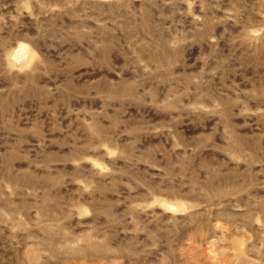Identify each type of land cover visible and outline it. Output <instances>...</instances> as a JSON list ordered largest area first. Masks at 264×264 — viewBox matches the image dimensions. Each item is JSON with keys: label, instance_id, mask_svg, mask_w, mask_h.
Returning <instances> with one entry per match:
<instances>
[{"label": "rangeland", "instance_id": "obj_1", "mask_svg": "<svg viewBox=\"0 0 264 264\" xmlns=\"http://www.w3.org/2000/svg\"><path fill=\"white\" fill-rule=\"evenodd\" d=\"M0 264H264V0H0Z\"/></svg>", "mask_w": 264, "mask_h": 264}, {"label": "clouds", "instance_id": "obj_2", "mask_svg": "<svg viewBox=\"0 0 264 264\" xmlns=\"http://www.w3.org/2000/svg\"><path fill=\"white\" fill-rule=\"evenodd\" d=\"M26 58V46L21 45L20 49L16 50L14 53L9 54V61L13 67H17L18 64L23 63Z\"/></svg>", "mask_w": 264, "mask_h": 264}]
</instances>
